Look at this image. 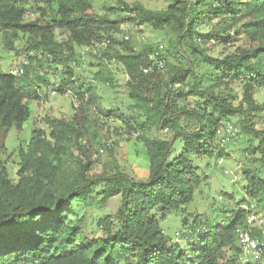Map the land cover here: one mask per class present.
Returning a JSON list of instances; mask_svg holds the SVG:
<instances>
[{
  "label": "trees",
  "instance_id": "1",
  "mask_svg": "<svg viewBox=\"0 0 264 264\" xmlns=\"http://www.w3.org/2000/svg\"><path fill=\"white\" fill-rule=\"evenodd\" d=\"M92 1L57 0L56 19L25 22L23 7L27 2L19 1L17 6L16 0H0V32L29 36L27 51L60 67V85L54 89L57 95L72 93L80 104L96 103L100 109L93 84L76 74L81 48L109 41L99 57L88 54L102 67L116 43V38L101 28V18L89 13ZM124 7L134 15L133 21L148 24L155 31L169 27L177 33L179 47L196 39H217L218 34H200L198 28L212 19L230 17H247L245 34L264 39V0H174L157 13L139 6ZM54 30L66 33V41L55 40ZM122 41L123 54L117 57L132 77L135 72L138 77L156 74L157 70L143 75L140 68L151 63L149 55L157 49L136 54L128 40ZM140 64L143 66L138 68ZM207 65L216 73L212 86L202 88V80L189 62L185 68H172L164 90L150 87L142 91L143 78L130 80L134 111L130 119L117 112H103L143 132L141 142L148 158L144 181L121 171L87 176L89 165L75 160L72 152L79 138L74 120L45 118L48 133L34 128L28 143L17 148L13 178L0 162V264H240L236 230L244 228L251 206L264 213L257 209L259 205L264 210V131H256L250 124L264 110L253 99L255 89H264V42L254 50L209 60ZM93 77L99 85L109 86L112 81L107 69ZM20 78L17 83L18 78L10 73L0 74L2 135L11 128L21 129L29 118L28 103L39 101L40 85H48L28 68ZM229 82L240 84V96L218 91ZM187 98L194 99L193 106L180 104ZM232 119L257 140L250 150L258 157L252 170L244 173L247 201L240 202L223 222H202L199 214H185L182 225H189V232L182 238L183 245L173 243L158 219L171 213L182 216L187 211L195 191L206 180L196 163L223 155L225 144L219 143L217 132ZM153 129L167 132L169 138L151 136ZM178 144L181 148L176 154ZM75 165L77 170L70 171ZM116 197V212L97 220L99 236H87L80 220L70 221L76 215L75 206L101 211Z\"/></svg>",
  "mask_w": 264,
  "mask_h": 264
},
{
  "label": "rangeland",
  "instance_id": "2",
  "mask_svg": "<svg viewBox=\"0 0 264 264\" xmlns=\"http://www.w3.org/2000/svg\"><path fill=\"white\" fill-rule=\"evenodd\" d=\"M10 1L13 2V0ZM19 1L27 2L23 7L25 22H51L58 17L57 0H16L17 6L21 5ZM173 1L93 0L91 2L92 10L89 13L101 18V28L106 31L105 34H111L116 38V43L110 48L108 59L103 62L105 66L100 67V61L84 56L80 60V67L76 69V74L81 76L82 81L93 84L94 92L100 99V109L97 108L96 103L85 105L76 102L71 94L50 96V92L60 85V67L48 63L49 61L47 62L43 56L28 52L29 36L0 32V74L10 73L16 67L23 71L28 68L32 74L48 82L47 86L42 83L39 87L40 100L28 103L29 118L21 129L11 128L3 135L2 131L0 132V162L6 165L10 178H13L17 169L18 146L28 143L34 128H41L48 133L49 128L44 123V119L56 118L74 120L79 138L75 146H72V152L75 160L89 165L87 176H100L121 171L137 180L147 179L148 158L141 142L143 132L139 131L135 125H126L117 117L105 116L103 113L117 112L130 119L134 113L133 101L129 97L130 80L143 78L142 91L150 87H160L164 90L172 68H185L191 62L196 74L202 80V88L212 86L216 73L211 66L207 65V61L220 59L241 50H254L257 45L264 42V39L259 41L245 34L243 24L248 18L242 16L241 19L240 17L212 19L210 23L204 24L197 31L200 34H218L217 39L211 38L205 41L196 39L179 47L176 41L177 33L169 27L163 31H155L148 24L133 21L134 15L124 7L139 6L145 11L157 13L165 11ZM42 11L45 12L44 16ZM107 21L108 23H104ZM53 37L59 42H65L68 36L60 30H54ZM125 37H128L127 42L136 54L147 53L149 49L159 50L164 67L150 77H138V72H135L132 77L117 57L123 54L124 41L122 40ZM35 56V60H29ZM141 66L143 65L140 64L138 68ZM104 69L111 73L112 81L109 82V86L99 85L96 80L92 82L93 74ZM20 80L21 78H18L17 83ZM218 91L223 95L240 96L241 93L238 82L221 85ZM253 99L258 106L264 107V89H255ZM180 104L193 106L194 99L187 98ZM137 122L141 123V117ZM229 122L233 125L234 132L224 145L223 155L220 158L202 159L196 163L203 169L206 180L195 191L193 201L186 208L187 211L182 213V216L171 213L165 219H158L163 233L173 243L183 245L182 238L189 232V225H182L185 214H199L202 222H223L231 216V212L240 202L247 201L244 173L252 170L253 160L258 157L251 155L250 150L256 145L257 140L241 129L237 119ZM250 124L256 131H264V110ZM146 133L150 135L151 132ZM165 135L169 138L167 132L155 129L151 134L160 138ZM180 148L181 144H178L176 154L180 153ZM219 159H222V163H219ZM75 169L76 165L72 166L70 171L75 172ZM118 205V197L112 199L101 211H90L82 205H77L75 206L76 215L72 216L70 221L74 224L80 220L86 226L87 236L96 237L100 235L97 220L113 215ZM257 209L264 212L259 205ZM190 218L188 217V220ZM257 264H264V257Z\"/></svg>",
  "mask_w": 264,
  "mask_h": 264
},
{
  "label": "built area",
  "instance_id": "3",
  "mask_svg": "<svg viewBox=\"0 0 264 264\" xmlns=\"http://www.w3.org/2000/svg\"><path fill=\"white\" fill-rule=\"evenodd\" d=\"M124 40H128L125 37ZM109 41L103 40L101 42H95L91 46L83 47L79 51L81 59L88 54L99 57L100 54L108 49ZM160 51L154 50L149 55L151 63L147 67H141L140 72L143 75H150L156 70H160L164 67V62L161 60ZM73 65H75L73 63ZM10 74L16 78L23 76V69L14 68ZM92 82H94L92 80ZM72 95V98L78 102L77 96ZM57 95L55 90L50 92V96ZM234 127L230 123H226L222 126L217 134L219 137V143L224 145L230 135H233ZM219 163H222V159H219ZM244 210H248L243 207ZM236 243L239 249L238 261L240 264H254L258 263L264 257V213H259L254 206H251L246 216L244 228L236 230Z\"/></svg>",
  "mask_w": 264,
  "mask_h": 264
}]
</instances>
